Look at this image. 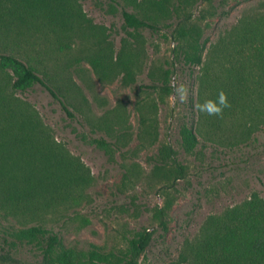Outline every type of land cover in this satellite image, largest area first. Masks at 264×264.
I'll use <instances>...</instances> for the list:
<instances>
[{
  "label": "rangeland",
  "instance_id": "374dc122",
  "mask_svg": "<svg viewBox=\"0 0 264 264\" xmlns=\"http://www.w3.org/2000/svg\"><path fill=\"white\" fill-rule=\"evenodd\" d=\"M76 2L82 18L68 55L50 49L45 40L19 47L8 43L7 49L0 40V53L18 56L40 77L46 78V73L62 89L69 88L63 94L74 118L39 84L15 93L51 130L55 143L82 166L87 179L77 190L78 205L68 208L70 218H63L56 229L66 245L93 244L114 253L125 249L128 239L145 233L148 244L140 264H171L184 245L198 237L209 216L253 193L264 199V125L231 147L200 139L193 150L184 148L179 131L196 118L189 99L196 97L198 68L191 71L175 61L177 42L172 31L190 30L205 59L242 18L264 12V0ZM154 2L168 9L159 20L162 32L125 28L123 10L160 16L151 8ZM67 58L70 67L65 66ZM165 71L171 73L170 93L158 88ZM173 84L188 88L186 103L173 96ZM85 117L96 127L89 126ZM100 138L109 145L102 148L92 141ZM167 149L183 168L180 178L171 172L175 165L166 156ZM74 215L88 224L81 227ZM2 255L0 250V264L37 260L27 248L12 252L11 259Z\"/></svg>",
  "mask_w": 264,
  "mask_h": 264
},
{
  "label": "trees",
  "instance_id": "16d2710c",
  "mask_svg": "<svg viewBox=\"0 0 264 264\" xmlns=\"http://www.w3.org/2000/svg\"><path fill=\"white\" fill-rule=\"evenodd\" d=\"M151 8L160 16L123 10L125 28L162 32L159 20L168 9L160 2L152 3ZM81 18L76 0H0V40L7 43L6 49L8 43L19 47V43L45 40L50 49L66 56L79 34L77 23ZM172 34L177 42L175 61L191 71L198 68L196 97L189 99L190 110L206 100H216L221 90L231 105L222 117L195 109V120L179 131L187 151L193 150L200 139L231 147L264 125V12L242 18L211 47L205 59L202 45L190 30L175 27ZM65 66L70 67L68 58ZM43 74L46 78L14 54L0 53L2 257L11 259L12 252L27 248L37 257L34 264H140L148 244L145 233L128 239L127 247L114 253L93 244L87 248L66 245L56 229L64 223L63 218H70L68 208L78 205L81 195L77 190L87 184V179L82 166L55 143L37 113L15 97V93L39 84L74 118L63 94H68L69 88L62 89L53 76ZM169 74L165 71L158 85L166 93L172 92L167 83ZM85 118L89 126L96 127ZM92 141L102 148L109 145L103 138ZM172 154L167 149L166 156L175 165L171 172L180 178L183 168ZM74 216L81 227L88 224L87 219ZM171 264H264V199L253 193L221 214L209 216L198 237L184 245L178 260Z\"/></svg>",
  "mask_w": 264,
  "mask_h": 264
},
{
  "label": "clouds",
  "instance_id": "9594fccd",
  "mask_svg": "<svg viewBox=\"0 0 264 264\" xmlns=\"http://www.w3.org/2000/svg\"><path fill=\"white\" fill-rule=\"evenodd\" d=\"M173 96L181 103H186L188 98V88L184 84H173ZM231 105L228 101L227 94L221 90L217 94L216 100H206L202 104L195 105V109L199 112L205 113L208 116L222 117L225 108Z\"/></svg>",
  "mask_w": 264,
  "mask_h": 264
}]
</instances>
